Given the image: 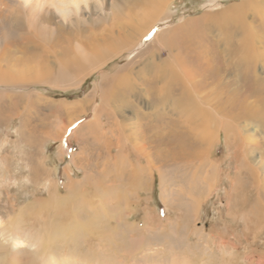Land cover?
<instances>
[{"label":"rangeland","instance_id":"374dc122","mask_svg":"<svg viewBox=\"0 0 264 264\" xmlns=\"http://www.w3.org/2000/svg\"><path fill=\"white\" fill-rule=\"evenodd\" d=\"M101 1H90L88 14L81 17L85 22L90 14V30L55 47L33 43L16 47L14 53L32 60L28 64H38L40 75L11 82L9 87L0 83V218L8 222L22 209L23 220L35 228H40L42 221L55 220L50 218L53 211L47 202L57 187L62 197L71 200L69 205L63 204L70 214L65 218L64 213L60 222L70 226L78 212L90 230V234L86 231L67 240L70 248L66 252L77 254L82 261L94 260L97 254L92 249L100 254L111 251L115 257L137 249L145 255L141 264H264V211H260L264 206V114L260 112L247 122L243 113L258 107H232L225 101L234 92L241 102L264 100V57L253 73L247 72L242 64L237 68L231 61L236 59L225 53L219 41L222 29L204 33L206 13L246 0H170L168 25L184 29L170 52L156 42V51L140 54L158 31L146 32L131 47L123 46L116 57L91 71L86 61L77 62L74 56L81 57L86 40L111 35L113 25L110 20L98 19L99 7L110 16L115 7L112 3L123 2ZM6 2L12 10L29 11L36 0ZM55 10L58 21L66 11ZM259 13L249 6L243 16L258 34L264 33ZM161 23L164 21L154 27ZM48 27L54 28V24ZM119 31L126 36L129 28L114 26V35ZM124 35H120L122 39ZM259 41L257 45L263 46L264 41ZM210 47L222 51L224 57L211 52ZM204 51L209 52V60H217L213 64L220 69L219 89L214 87L216 76L208 74L202 79L190 63L208 60L202 57ZM18 61L2 60V64L18 68L26 62ZM125 66L129 69L124 70ZM122 68L129 79L123 85L126 97L123 94L122 101L109 106L114 113L106 119L96 94L104 86L102 75L110 77ZM183 68L195 74L198 89L184 78ZM174 71L186 79V86L171 81L163 92L165 76H175ZM246 77L260 83L247 88ZM187 86L193 94L189 101L181 97L189 96ZM247 90L253 94L247 96ZM95 115L104 119L93 122ZM89 122L92 126H85ZM74 129L78 130L75 136ZM211 130L213 136L208 140L206 133ZM161 138L165 139L162 143ZM147 159L153 171L148 169ZM71 181H76L74 192L79 197L69 193ZM78 203H90V207Z\"/></svg>","mask_w":264,"mask_h":264},{"label":"bare ground","instance_id":"6f19581e","mask_svg":"<svg viewBox=\"0 0 264 264\" xmlns=\"http://www.w3.org/2000/svg\"><path fill=\"white\" fill-rule=\"evenodd\" d=\"M90 1L92 0H36V2L29 7V11L27 10L24 11L23 9V7L27 6L28 2L26 3V5L22 7L23 10L21 11L19 9L18 10L17 9L12 10L13 8L10 9L6 0H1L0 5L5 6L6 8L5 10H2L0 8V83L1 84L3 83L4 87H9L11 85H8V84L11 82L13 83L14 81L16 82L18 80L22 81L24 79L30 80V79L38 78L40 75V72L38 70L39 68L36 67L38 64L37 65L28 64V63H32L31 62L32 60L29 61L30 59L26 58L25 56H22V55L19 56L18 54H16L17 52L14 53L17 50L16 47L22 48L23 46H28L31 43H33L34 45L36 44L42 45L44 47H48V46L55 47V46L62 44L65 40L70 39L73 36H76V34L79 35L80 32H84V30H87V29L90 30V26H91L90 25V22H91L90 14H89V17L87 18V21L83 22V20H81L82 16H84L85 14L86 15L88 14V7H90ZM121 1L123 2L119 5H116L117 3H114V2L112 3V6L114 5L115 7L112 8L113 11L111 10L112 14L110 16L108 15L109 13L108 14L104 13V8L99 7L101 13L98 19H100L101 21L110 20L111 24L113 25L109 31L111 32V35L109 34L107 36H103V38L101 39L92 37L90 38L92 40H89V39L86 40L87 41L85 44L86 47L83 53L81 54V57L80 55L74 54L75 55L74 60H77V62H80V60L83 59L89 64L87 69H90L91 71L97 70V68L100 65H102L104 62H107L108 60L116 57L121 51L123 46L126 45L125 48L131 47L136 42V39H138L139 37H142L141 35H143L146 32L149 33V32H154L155 30L158 31L155 35V39L152 40L151 43L148 44L143 51H141L140 54L142 53L145 54L146 52H150L152 50L156 51L157 49L156 48L157 44H155L156 42H159L158 44H160L162 48L170 52V50L173 49L174 42L176 41L177 37H179L178 35L180 31L184 30L182 27L181 28L175 27V26L169 27L170 25H168L167 20L169 19H168L167 13H168L170 0H121ZM104 2H105L104 0L101 1L102 4ZM11 6L14 7L13 5ZM249 6L257 9V11L260 12L259 15L261 16V20L264 23V0H246L238 5H232L222 11H218L217 13H206L205 20H208V23H206L204 26L205 27L204 33H206L207 30L208 31L211 30L212 28L222 29L223 35H222V38H219V41L224 46L225 53L228 54L231 58L236 59V60H231V61H234L237 68L239 65L242 64L247 72L250 71V73H253L258 63V60H261V58L264 57V44L263 46H261L260 44L257 45V43H261L259 40L264 41V33L258 34L257 33L258 31L254 29L253 26L249 25L246 21H244L243 16L246 15V10ZM51 7H53V9ZM54 8L57 9L59 12L63 10L66 11V13H62V17L58 21L57 20L55 21V19H57L58 16L56 15L55 13L56 10L54 11ZM240 18L242 19V21H240ZM95 20L93 22H95ZM160 20H163L164 24H162L163 23L162 22L157 27H154V24H157V22ZM49 24H54V28H49L48 27ZM226 24L228 27H226ZM114 26L115 28L119 27L120 29L124 27L129 28V31L128 33H125L127 34L126 36L123 33H121L123 29L119 31L120 32L119 34L117 33V35H114L115 34ZM138 30L139 31L141 30V33L135 34ZM240 30L242 31L241 33H240ZM133 31L135 32L133 33ZM120 35L122 36L124 35L123 39ZM236 36L237 38L239 36V39L237 41L235 39ZM129 37H131V40L130 39L128 40ZM72 47L70 48L68 47V48L72 49ZM213 49H214L213 47H210L209 50L211 52H215ZM208 53L209 52L207 51H204L202 53L204 54L202 56L203 59L207 57L208 60H195V61L191 60L190 63L196 66V69H197L196 73L202 79H204V77L208 74L210 76H216L215 77L217 78L216 85L212 83L211 84L214 85L215 88L217 87L219 89L218 87V85H220L219 76L221 74L219 76L218 74L220 73L219 72L220 69L217 67L216 64H213L217 60H209V57L207 56ZM215 53L218 56H222V58L224 57L222 51L215 52ZM62 54L64 55L65 53L63 52ZM68 56L70 55L68 54ZM2 60H5V61L6 60H19L18 62H22L24 60L26 62H24V66L22 67L20 66L18 68L14 64L8 67L7 66L4 67L2 64ZM231 61L224 60V62L228 64ZM228 64H226V67ZM206 66H209V68H206ZM70 69H73V68L70 67ZM76 69H79V68H76ZM125 69L128 70L129 67L125 66L124 70ZM120 70L122 71H117L116 73L110 75V77H108L109 75L108 76L102 75L104 86L102 87L100 86L98 88L99 94H96L99 97V99H101L100 105L98 106V108L99 110L102 111L103 113L102 116H104V118L106 117V119L108 118L107 116L112 115L114 113V112L113 113L110 112L109 106H113L116 104V102L122 101V95L124 94L122 93L123 87H124L123 85H126L127 82L129 81L127 74L123 72V68ZM224 70L225 72L227 71L226 68ZM174 72L175 73L173 74H175V76H165V80H166L165 82H167V84L165 83L162 89L163 92L168 91V88L170 85L169 83L171 81L176 82V84L178 83L181 86H186V83L184 82V80L186 79L190 81L189 83L191 85L196 84L195 88L198 89L199 84L197 82L195 83V76H194L195 74L192 75L191 72L190 74L188 68H183L181 71V73L185 75L184 78L186 79H184L183 77L181 78L178 75L179 73L177 71H174ZM192 76H194V78ZM250 78L251 77L249 78L246 77L248 81L246 83L248 85L247 88L251 87L252 85L260 83L258 82V80L255 81L256 83H252L253 81L249 80ZM200 84L202 85V82ZM187 88H188L189 96L185 94V95H182L181 97L189 101L193 97V94L190 89V86L189 87L187 86ZM129 89H130V92L132 93L133 90L130 88V86H129ZM261 91L262 90H260V93ZM234 93H231L230 97H227V99L225 100L228 103V105L231 104L232 107L236 106V107H241V108H249L251 106L258 107L256 110H253L252 112L247 111L243 113L242 118L245 119L247 122L253 121L257 117V115H260V112L264 114V100L262 98L255 100V102L257 103L251 104L247 101L246 102H241V100L239 101V98H236V94ZM247 94L250 95V94H253V92L249 93L247 90L246 95ZM123 96L126 97V94H124ZM161 97L163 96L161 95ZM121 114H122V111L119 113V115ZM104 118L95 115L93 122L100 121ZM239 118L240 116L238 114L236 116V119H239ZM76 120H78V117L75 119V121ZM231 123L235 124L236 122H231ZM228 124L230 125V122H228ZM96 125L94 126L95 128H96ZM85 126L89 127L92 125H90V122H89L87 125L85 124ZM85 126H82V127H85ZM82 127L78 129L79 132ZM66 128H68V125L66 126ZM98 129H99V126H98ZM233 129L235 130L238 128H233ZM244 129H247V128H244ZM78 130L74 129L73 136H75L76 133L78 134ZM212 132L214 131L211 130L208 133H206L207 135L206 137L208 140L209 138H212L213 136ZM240 132L242 133V129ZM216 133L219 134L217 131ZM93 134L96 136V131L93 132ZM236 134L237 133H235V135ZM248 136L252 137V135H248ZM164 140H165L164 138H161L160 139L161 143ZM149 159H147L148 165H149L148 169L150 168V170L153 171L154 169L152 170V168L154 166L152 165V162H150ZM75 182L71 181L72 184H70L68 189H69V193L73 192L72 194H74L76 197V195L78 196V194L74 192L76 190ZM79 185L81 186V184ZM79 194H82V192H79ZM51 196H53L51 197L53 199H50L47 202V206L50 208L51 211H53V215H51L52 217L50 216V218L55 219L56 221L50 220V219L42 221L43 224L41 223L42 225L40 226V228H35L34 224L30 225L28 222L23 220L22 209H20L16 217L8 220V222H4L0 218V264H141L142 263V261H139V260L141 259V257L145 255L144 253L140 252V250H137L135 248L133 252L131 253L128 252L127 255H122V257H115L114 255H112L111 251L105 252V254L103 253L104 254L103 255V254H100L99 251L92 249V251H94L97 255L94 257V260H92L91 262H90V259H86L82 261L76 257L77 254L66 252V250L70 248L67 246V243L69 242L67 240L71 236L78 237L81 234L86 233V231L89 232L90 234V230L86 227V224L83 223L78 218L77 216L78 212L76 209L75 211L77 213H76V217H74V222L70 224V226H64V224L60 222L62 220V219L60 220V218L63 217L65 214H66L65 218H68L67 216L68 214H70V212L66 211L68 208L65 210L63 209V204H68L71 200H69L68 202L67 197H66L67 199H65V197H62L59 194L57 187L54 191H51ZM81 197L82 198L80 199V202H82L84 196H81ZM100 200L103 201V198L100 197ZM77 205L83 208L85 206L90 207V203H87V204L78 203ZM263 207L264 206L261 207L260 211L261 210L264 211ZM74 208H78V207H74ZM78 209L83 210L82 208H78ZM94 209L97 213L100 211L99 210L100 208H94ZM83 239L87 240V237ZM133 243L138 245V242L136 243L133 242ZM87 253L90 254V247L88 248ZM78 256H81V255H78ZM190 262L194 263L193 261H190Z\"/></svg>","mask_w":264,"mask_h":264}]
</instances>
